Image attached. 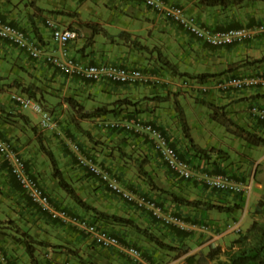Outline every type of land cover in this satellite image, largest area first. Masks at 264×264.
I'll use <instances>...</instances> for the list:
<instances>
[{
    "label": "crops",
    "instance_id": "crops-1",
    "mask_svg": "<svg viewBox=\"0 0 264 264\" xmlns=\"http://www.w3.org/2000/svg\"><path fill=\"white\" fill-rule=\"evenodd\" d=\"M165 1L186 4L189 6H185L189 13L193 14L194 12L202 25L212 29L223 28L227 24L235 26L253 21V18L249 17L250 14L243 12L235 15L232 19L227 18L223 11H219L220 7L218 6L206 7L198 4L201 10L200 8H194L195 11H193L190 5L195 3L196 0ZM258 4L264 8V2L261 1ZM241 5H245V3ZM47 15H53L62 26L77 30V39L67 45L66 53L68 56H73L86 63H121L156 73L161 70L163 73L160 74L161 76H167L166 69L162 68L159 62L162 56L175 63L180 70H184L182 69L184 65L181 64L183 60L185 65L188 62L187 66L193 69L192 72L201 73L218 72L219 69H226L228 64L239 61L244 56L243 54L253 55L264 50L263 35L249 41L244 46L240 43L234 46L210 48L213 46L196 39L172 20L165 18L161 13L137 0H0V16L2 18L24 29L42 44L47 53H56L58 51L53 44L50 31L44 24V18ZM259 16L262 17L260 22H264V10L261 11ZM83 22L97 23L106 31V34L93 33L89 27L82 24ZM226 47H228V50L224 49ZM157 53L161 57L155 60ZM253 72H264V62L254 65H241L240 67L232 66L224 74L212 78ZM172 75L169 76L173 77L174 75ZM163 79L164 81L161 84L152 86L90 81L76 75L64 73L57 66L48 62L45 55L32 58L25 51L8 41L0 39V134L3 138L9 140L22 155L29 173L40 180L42 186L49 193L52 203L59 207L67 205L71 212L82 216L77 207L71 204L73 201L64 198L65 192L59 187L57 179L52 174L49 156L42 150L43 145L53 153L64 177L76 190L81 188L80 183L82 184L90 179L97 181L99 191L105 187L102 182L93 178L88 174V171L86 172L75 162L76 155L70 151L72 149L70 148L68 136L71 133L67 127L70 121L67 118L69 115H73L74 111L65 98H74L80 104L86 106V111L97 107L95 103L90 102L91 98L96 97V92L102 95L100 98L101 104L98 106L107 103L108 107L111 108L114 101L127 99L135 104L126 105L122 104V101L117 103L115 106L120 107L115 111L119 115L118 118L125 116L126 113L130 115L132 112L130 117L142 121H151L166 132L174 129V126H171L170 117L175 113V109L174 107L166 109L165 103L167 102L162 101V97L164 99L167 95H170V99L178 102L179 106L182 107L190 135L200 148L226 150L229 145L238 142V144L241 143L243 153L249 158L263 153L257 157L253 165V168L258 165L261 168L260 172L254 178L253 169L250 178L246 179V181H252V191L254 192L250 209L245 211V208H242L244 204L237 196L222 193L213 195L212 190L205 188L196 178L189 179L188 181L192 182L187 187L177 184L173 181L175 178L173 173L167 174L165 172L163 162L149 141H145L146 137L143 135L107 130L98 125V130H101L100 136L92 135V138L97 141L91 140V135L90 137L86 135V140L77 136V139L81 140V153L93 158L99 165L116 174L121 185L126 189H133L155 198L157 205L163 212L173 211L186 216L190 229H176L172 234L181 244L184 243L188 246L190 253H206L212 245H220L224 249L230 244H234V241L238 238V235L236 236L232 232H225V226L229 222L240 218L238 214L240 210L243 213L244 211L248 213V217L243 222V233L246 232L253 221L264 220V146L252 145L244 141L242 138L228 132L226 126L220 123V127L224 128L225 135L228 134L225 137L230 138V143L226 148L220 145V143L224 145L223 142L215 143V139L211 136L216 121L210 117V113L208 118L210 123L208 120L205 121L201 117L199 118L197 113L200 112L199 109L202 106L208 107L199 100L194 99L195 97H189L188 94L192 95L189 87L183 86L185 93L177 95L170 93L176 86L180 87L181 83H176L175 78L165 79L163 76ZM17 91L30 93L34 99L50 108L53 111L54 126L41 128L36 113L30 109H21L14 102L12 95ZM193 96L197 95L193 94ZM89 97H91L90 100ZM199 97L207 103L225 106L227 116L237 125L264 136V126L254 120L250 114L252 107L264 106V88L242 91H224L211 88L206 92V95ZM109 116L103 115L100 117L107 118ZM173 119L177 120L176 117ZM98 124H100L99 121ZM176 124L179 126L178 121ZM176 132H178V129H176ZM74 135L76 134H73V137ZM122 150H126L130 155H121ZM195 153L194 148L188 145L185 156L190 158L191 161L193 159L194 166L204 163V168L228 170L238 179H243L247 174L246 159L240 163L227 166V163L223 161L224 159L219 158L221 156L219 154L211 153L210 157L213 156V158L204 160L202 156H194ZM143 160L145 169L152 177L158 174L166 180L167 184L162 187L165 190L175 192L179 196L188 199H198L224 206L239 204L240 207L230 211H220L214 208L208 209L204 206L181 205L174 202L167 193L150 187L144 176L137 171V163ZM4 193H13L10 197H14L15 200L21 202L15 203L13 201V204L22 213L23 218L21 219L23 220L17 221L15 217L12 218L16 220L22 230L34 236V240L42 241L43 244H39V247L43 249L44 255L41 254L40 257H37L36 250L35 256L38 261L39 259L42 260L43 264L44 262L46 264H60L50 259L53 257L52 253L57 251L56 248L52 247L53 244L57 243V236H63L70 240L68 246L72 245L77 248L78 254L84 260H88L85 264H94L91 261L99 264L127 263V257L120 253L119 250L121 249L118 247H114L113 252L106 254L104 252L106 249L98 247L89 236L75 226L53 221L47 213L40 211L33 205L10 173L8 162L0 154V203L5 200ZM20 193L24 194V199L17 196ZM110 194L113 199H118L115 198L116 195L112 192ZM258 201H261L262 204ZM121 206H123V210L130 213L126 216L140 225L152 227L159 223L151 216L149 209L145 207L137 208L134 203L124 204L123 202ZM258 209L260 210L257 211ZM84 216L92 219L89 211L85 210ZM202 224L207 225V229H201L200 225ZM104 226L118 237L129 235L128 226L110 224L106 221H104ZM2 232L1 230L2 247L12 263L27 264L29 260L26 261V253L22 252L21 247L16 242L6 239ZM58 242L60 245L61 241ZM20 244L25 248L24 242H20ZM98 251L103 254H99ZM73 253L69 252L67 255L64 254L63 257L75 258L76 256H73ZM184 257L185 254L179 255L175 262L184 264ZM175 262L171 261L167 264H174ZM38 264L42 263L39 261Z\"/></svg>",
    "mask_w": 264,
    "mask_h": 264
},
{
    "label": "built area",
    "instance_id": "built-area-1",
    "mask_svg": "<svg viewBox=\"0 0 264 264\" xmlns=\"http://www.w3.org/2000/svg\"><path fill=\"white\" fill-rule=\"evenodd\" d=\"M145 3L161 13L165 18L172 20L181 26L187 33L196 39L213 47H225L243 43L257 36H264V22L254 26H239L222 29H212L202 25L197 17L189 13L185 6L177 3H169L163 0H145ZM44 24L50 31V36L58 52H46L42 44L24 29L0 16V39L8 41L17 48L25 51L30 57L38 58L45 55L48 62L57 66L68 75H76L90 81H109L125 85L152 86L161 84L163 76L156 72L147 71L140 67H132L121 63H86L68 56L67 45L77 39L78 32L71 27L62 26L59 21L51 15L44 18ZM202 92H208L211 88L218 90L242 91L253 88H264V72H253L247 74H230L222 78H212L205 83H198ZM14 102L21 109H30L39 117L38 124L41 128L54 126L53 115L49 113L41 103L29 96L27 93L17 91L12 95ZM250 114L254 120L264 126V106L252 107ZM105 127L113 131L132 132L148 137L152 141L153 148L159 153L167 168L176 176L189 180L194 177L191 161L181 158L172 146L168 134L158 126L148 121L136 118H118L105 121ZM71 149L76 154L78 165L88 171L92 176L99 179L106 188L123 199L133 201L137 207L149 209L151 215L164 223L173 225L180 230H189L188 222L175 213H166L157 205L155 199L145 195H135L120 183L118 176L101 165L93 158L81 153L78 143H72ZM0 154L8 162L11 174L18 181L24 193L31 202L42 212L65 225H73L89 238L98 247L109 249L118 247L128 257L140 259L141 250L134 245L121 246L120 238L97 221L87 219L77 213L71 212L65 207H56L49 193L42 186L40 180L31 175L26 168L22 155L14 148L13 144L3 138L0 134ZM201 182L207 188L225 195L241 197V202L247 203L252 190V181H241L232 178L225 173L202 174ZM246 211V206H245ZM244 211V213H245ZM243 213V214H244ZM207 225H200L201 229H207ZM225 232L240 234L242 232L241 218L235 219L225 226ZM0 264H13L0 246ZM67 264H84L81 261L72 260Z\"/></svg>",
    "mask_w": 264,
    "mask_h": 264
},
{
    "label": "rangeland",
    "instance_id": "rangeland-1",
    "mask_svg": "<svg viewBox=\"0 0 264 264\" xmlns=\"http://www.w3.org/2000/svg\"><path fill=\"white\" fill-rule=\"evenodd\" d=\"M137 1H141V2L145 3V0H137ZM163 1H165V0H163ZM256 2H257V4H256ZM259 2H261V1L245 2V5L228 7L226 9L219 8L220 9L219 11H223L224 15L227 18H231L232 19V17H234L235 15H237L239 13L241 14L242 12L243 13H247L248 15L250 14L249 17L253 18V21L249 22V23L248 22L247 23H241V24L235 25V26L227 24V26H225V27L226 28L227 27H239V26H244V25L254 26V25L260 23L262 17H260L259 14L261 13V11L264 10V8L262 6H259V4H258ZM173 3H177V4H181L183 6L189 7L186 4H183L182 2H173ZM190 7L192 8L193 11H195L196 8H200L198 6L197 1L195 3H191ZM200 10H201V8H200ZM127 14H129V13L127 12ZM193 14L195 15L194 12H193ZM251 14H253L254 16L251 15ZM255 15H257V16H255ZM255 17H257V18H255ZM225 27H223V28H225ZM221 28H219V29H221ZM258 37L259 36L255 37L254 39H256ZM254 39H252V40H254ZM249 41H251V40H249ZM249 41H245L242 44H240V43L239 44L244 46V44H247ZM234 45H237V44H234ZM210 48L216 49L215 47H210ZM227 48L228 47H226L224 49L228 50ZM217 49H220V48H217ZM263 53H264V50L256 52L253 55L243 54L244 56H242V58L239 61L230 63V64L227 65L226 69L222 68V69H219L218 72H214V73H216L217 75H221V74H224L227 71V69L230 70L232 66L240 67L241 65H244V66L245 65H254L256 63L253 62V61L255 59H259L260 57L264 56ZM160 57L161 56L157 53L155 55V60L157 58H160ZM161 58L166 59L165 56H162ZM161 58H160L159 62L161 64L162 68L164 67V69H166V73H167V76L163 75L164 78L165 79H171V78L173 79V78H175L176 83H181L180 87L176 86V88H174V90H171L170 93L176 94V95L179 94V93H185V90L183 89V86H184L186 88L189 87V89L191 90L192 95L188 94L190 98H194L195 97L194 99L200 100L201 98L199 96L206 95V92H202L200 90L199 84H198V82H196V80H194L193 78L187 77V76L174 75L173 73H171L169 71L168 67L162 63ZM171 63H173V62H171ZM173 64L176 66L175 63H173ZM181 64H182V66L184 65L182 67V69H184V70L178 69L179 71H186V72L191 71V72H188V73H196V72H192L193 69L189 68L187 66L188 62L185 65V61L182 60ZM158 73L159 74H163L161 70H158ZM171 74H173L174 76L173 75H172L173 77L169 76ZM186 92H187V90H186ZM27 94L29 96L33 97L30 93H27ZM96 94L98 96L97 95H96V97L94 96L95 98L94 97L93 98L89 97V100L91 98L90 102L91 103H95L96 106L99 107L98 105L101 104L100 103V100H101L100 98H101L102 95H100V93L98 94V92H96ZM193 94L197 95V96H193ZM66 99L67 98H65V100ZM168 100H169V102H168ZM162 101L167 102V103H165L166 104V107H165L166 109H169V107L170 108L174 107V109H175V113L173 114V116L170 117V123H171V126H174V129H173V131L167 130L166 132H167V134L169 136V139L171 141L172 146L176 149L178 155L181 158H183V159H185V158L187 159V157L185 156V152L187 153L188 145H190V143L188 142V139L185 138V136H184V133H183V130H182V126H181L179 118H178L179 117L178 116V112H177L178 106L176 107V101L174 102L173 99L171 100L170 99V95H167L164 99L162 97ZM42 106L49 113L52 114L53 111L50 108L46 107L43 104H42ZM101 106L108 107V104L106 103V104L101 105ZM83 107L85 109L86 106L83 105ZM117 109H120V107H116V110ZM92 110H90V111H92ZM199 111L200 112H197L198 115H199V118L201 117V119H203L205 121L208 120L209 123H210V120L208 119L210 110L208 108H206L205 106H202L201 109H199ZM106 115H108V116L110 115V116L107 117V118L106 117H100V116L83 118V117H81V113L80 112H76V111H74L73 115H69L67 119L70 121V123L67 124V127H68V131H70L71 135H69V136L67 135V136L69 137L70 148H71L72 143H78L79 146H80V150H81L82 149L81 148L82 147L81 146V142H80L81 140L77 139V136L82 137L84 140H86L85 137L87 135L86 134V131H87L91 135V140H96L95 138H92V135L100 136L101 130L100 131L98 130V125H101L104 129L108 130V128L105 127V121L112 120V119H118V117H119V115L116 114V113L115 114L110 113V114H106ZM101 116H103V115H101ZM174 117H176L177 120H174L173 119ZM121 118H130V115H128L126 113L125 116H123ZM98 121H99L100 124H98ZM177 121L179 122V126L176 124ZM76 123L79 124L81 129L79 128V126ZM176 129H178V132H176ZM219 129H221V130H219ZM223 129L224 128H221L219 123L216 122V124H214V127L212 128L213 134H212L211 137H213L215 139L214 140L215 143L223 142L224 145L221 144V143H220V145L224 146V148H226L228 146V144L230 143V138L225 137L228 134L225 135V132H224ZM77 132H79V133H77ZM91 132H92V134H91ZM72 133L76 134V135H74V137H73ZM93 133H95V134H93ZM145 141H149V143L153 147L152 141L148 137L145 138ZM70 151L73 152V150H70ZM154 151L157 153L158 157L161 159L159 153L155 149H154ZM205 151L206 152H205L204 156L196 154V153H195L194 156L199 155V156H202L204 158V160H210V159L213 158V156L210 157L211 153L219 154V155H221L219 158H223L224 159L223 161H225L227 163V166L235 164V163H240V162H242V160L246 159L247 160V174L243 177V179H238L237 176H235L231 171H228V170H222V169L214 170V168L210 169L208 167L204 168V166H203L204 163H201V164H198V165L194 166L193 159L191 161V159L188 158V159H190L191 162H193L192 163V167H193V170H194V177H196V180L198 182H200L201 184H202V182H201V180H199L201 178H199V177H201V175L205 174V173L206 174L225 173V174L230 175L232 178H234L236 180L246 181V179L250 178V175H251L253 169H254V178L257 176V174L261 170V168H259L258 165L255 168H253V165H254L257 157L261 156L263 153H259V154H257V156L249 158L246 154L243 153V150H242V147H241V143L238 144V142H235L232 145H229L226 150L225 149H221V148L220 149L209 148V149H206ZM121 155L129 156L130 154L128 152H126V150H122L121 151ZM215 159H217V158H215ZM76 160L77 159H76V156H75V162L77 163ZM161 161H162V159H161ZM212 163H214V162H212ZM137 164H138L137 171L139 173H141L142 175H143V171H147V174L154 180V182L156 183V185H158V187H163V185L167 184L166 180L161 178L162 176L160 177L158 174H155V176L152 177L148 173V170H146L145 167H144V160L142 162H140V163H137ZM164 166H165V169H166L165 172L167 174L168 173H173L171 170H169L166 167L165 163L163 162V167ZM173 175L175 176V178L173 176V178H174L173 181H175L177 184L183 185L184 187H187L189 185V183L192 182V181H188V180L187 181H183L184 179L176 176L174 173H173ZM164 176H166V175H164ZM144 178H145V176H144ZM145 180H146V178H145ZM80 187L81 188H79L77 190L79 195L86 202H88L89 204L95 206L98 210L103 211V212H107V213H110V214H117V215L125 216V217H127L126 215L130 214L127 211L123 210V206H121V204H122V202L124 204L125 203L133 204L134 202L130 201V200L123 199L122 197H120L117 194L112 192L113 194H115L117 196V197L115 196V198H118L119 200L118 199H113L112 195L110 194L111 191L108 190L106 187H103V189H101L99 191V189H98L99 186H97V181L96 180L90 179V180H87L86 182H84L82 184L80 183ZM150 187H152V186L150 185ZM204 187L207 188L205 185H204ZM128 190L131 191L135 195L148 196L145 193H141V192L135 191L133 189H128ZM211 193L213 195L214 194H216V195L220 194L218 192L216 193V191H214V190H212ZM10 195H13V193H11V194L10 193H4L3 196H4L5 200L3 201V203H0V231L1 230L3 231L2 234H3V236L6 237V239L12 240V241H14V243L16 242L17 245H19V247H21L22 252L26 253V256H27L26 261H27V259L29 260V261H27V264H29V262L31 264L32 262H31V260H30V258L28 256V253L26 252L25 248L23 246H21V244H20V242H22L21 239L23 238V236H21V234L19 232L20 230H16V227L18 226L16 220L17 221L18 220H23V219H21V218H23L22 217L23 215H22V213H20V211L18 209L15 208V206L13 204L14 203L13 201H15V203H21V202H19V200H15L14 197H10ZM17 196L19 198L24 199V194L23 193H20ZM253 196H254V192L251 190L250 195H249L248 200H247V203L245 204L246 211L248 209H250L251 206H252ZM148 197H150V196H148ZM64 198L65 199L69 198L71 202L73 201L66 193H65V197ZM150 198H152V197H150ZM152 199H155V198H152ZM71 204H73V206H76L78 211H79V213L82 214V216H83L85 210L83 208H81L78 204H76L74 201ZM245 206L242 207V208H245ZM56 207H59V206H56ZM63 207L67 208V205H65ZM137 208H140V207H137ZM170 213H175V214L181 215L185 220L187 219L186 216H184V215H182V214H180L178 212L170 211ZM90 214L92 216V220L95 219L98 223L104 225V221L103 220H99L98 217L95 216L91 211H90ZM238 214H239V216L241 218V223H242V226H243V222H244L245 218L248 217V213L246 212V213L243 214L242 210H240ZM49 216H50L51 219H53V221L58 222L56 218L51 217V215H49ZM12 217H15L16 220H14ZM86 218L89 219L88 217H86ZM9 219L13 220V222H9L10 221ZM155 220H157V219H155ZM157 221H159V220H157ZM106 222H108V221H106ZM108 223L115 224V223H111V222H108ZM138 225L140 227H142V228L147 229L149 232H151L153 235H155L156 237H158L160 240L164 241L165 243H168V244H171V245H181L182 247H187L188 248V246H186V244H184V243L181 244V242L179 240H176V238H174V235L172 234V232L176 231V229H178V228L173 226V225H165L161 221H159L158 225H153L152 227L143 226V225H140V224H138ZM122 226H124V225H122ZM18 227H20V226H18ZM128 231H129V235L127 234V235H124V236H122V235L119 236L120 237L121 246L122 247H125V246H128V245L137 246L141 250L142 256H141L140 259H132V258L128 257L122 250H119L120 253L123 254V256L127 257V259H126L127 263L126 264H167V263H169L171 261L175 262L176 258L179 256L178 254H176L177 253L176 251L169 250L167 248L159 246L157 243H155L154 241H152L151 239L146 237L143 233H141V232H139V231H137V230H135V229H133V228H131L129 226H128ZM233 234H235L236 236L238 235L236 233H233ZM31 238H34V236L31 235ZM57 239H58L57 243L52 245V247L56 248V250H57V251H54L52 253L53 257L50 258L53 262H58L60 264H67L69 261H72V260L83 261L84 264L86 262H88V260H84V258H82L78 254V251H76L77 248H75L72 245L68 246V245H70V240H68L67 238H64L63 236H57ZM35 241H37V240H35ZM58 241H61L60 245H59ZM2 242H3L2 241V237H0V246H2ZM69 249H73L75 251L73 253V256H76L75 258H73V257L64 258L63 257L64 254L67 255V253L70 252ZM102 249H104V248H102ZM116 249H118V248H116ZM35 251L37 252V253L35 252L37 254V257L38 256L40 257L41 254L44 255L43 249H41L39 247V244H35ZM104 252H106V254H110L109 252H113V248L112 249H106V250H104ZM98 253L100 254L101 252L98 251ZM195 253L199 254L198 252H195ZM101 254H103V253H101ZM60 257H63V258L61 260H58ZM39 261L43 264L42 260L39 259ZM91 263L99 264L98 262H92V261H91ZM44 264H46V263L44 262ZM174 264H178V262H175Z\"/></svg>",
    "mask_w": 264,
    "mask_h": 264
},
{
    "label": "trees",
    "instance_id": "trees-1",
    "mask_svg": "<svg viewBox=\"0 0 264 264\" xmlns=\"http://www.w3.org/2000/svg\"><path fill=\"white\" fill-rule=\"evenodd\" d=\"M198 4H201L206 7H220L222 9H226L228 7L240 6L245 2H255V1H262L264 0H196ZM84 26L89 27L93 33H102L106 34V31L100 27L97 23L93 22H83ZM226 28V27H225ZM231 28V27H227ZM222 29V28H221ZM162 63L166 65L171 73L174 75H182L193 78L198 83H205L210 78L216 76L217 74L214 72H201V73H188L186 71H179L178 68L171 63L167 59L161 58ZM253 62L255 63H262L264 62V56L260 57L259 59H255ZM68 105L76 112L81 113V117L89 118V117H96L101 115H106L110 113H115L116 111V104L122 101V104L134 105L132 101L127 99L116 100L112 103V107L106 106H99L93 109L92 111H86L82 104L76 101L72 97H67ZM199 102L206 105L210 109V117L215 120L216 122L226 126V129L231 134L238 136L244 139L246 142L252 145H262L264 146V136L258 134L255 131L248 130L242 126L237 125L232 119H230L225 111V106L223 105H214L212 103H207L206 101L200 99ZM122 104H119L120 106ZM118 105V106H119ZM178 106V118L180 124L182 126V130L184 133L185 138L188 139V142L194 148L196 154L204 156L205 149L200 148L193 140L192 136L189 132V127L186 122V118L181 106L179 103L176 102V107ZM132 113V112H131ZM130 113V115H131ZM133 118V117H130ZM151 122V121H148ZM153 123V122H151ZM78 126L79 124L76 123ZM154 124V123H153ZM162 129L159 125L154 124ZM81 129V127L79 126ZM162 131H164L162 129ZM165 132V131H164ZM132 133V132H129ZM167 134V132H165ZM88 137H90V133L86 131ZM42 150L49 156L51 165H52V174L57 179L59 187L81 208L86 211H91L95 216L98 217L99 220L108 221L111 223L129 226L141 233H143L146 237L157 243L159 246L167 248L169 250L176 251L178 255L185 254L184 257V264H264V220L263 221H253L251 226L243 233V231L238 234V238L234 241V244H230L226 248H222L220 245H212L209 247L206 253H190L187 247L171 245L165 243L164 241L160 240L158 237L153 235L147 229L140 227L134 220L131 218L117 215V214H110L107 212H103L98 210L95 206L86 202L77 192L75 187L64 177L58 163L56 161L55 156L53 153L48 150L45 146L42 145ZM77 161V160H76ZM78 164V162H77ZM167 167V166H166ZM27 168V165H26ZM86 171V170H85ZM87 172V171H86ZM11 173V172H10ZM90 174V173H88ZM91 175V174H90ZM92 176V175H91ZM143 176H145L147 182L152 186V188L160 190L162 192L167 193L170 198L181 205H190V206H204L208 209H217L220 211H230L234 208H239L240 205H219L213 204L205 201H201L198 199H188L182 196H179L175 192L165 190L162 187H158L154 180L147 174V171H143ZM14 177V176H13ZM95 178L94 176H92ZM15 178V177H14ZM96 179V178H95ZM17 181V180H16ZM18 182V181H17ZM19 184V183H18ZM20 186V185H19ZM21 187V186H20ZM217 192V191H216ZM28 197V196H27ZM241 200V197H238ZM30 200V199H29ZM31 202V200H30ZM261 203V201H258ZM32 203V202H31ZM33 204V203H32ZM259 204V203H258ZM34 205V204H33ZM36 206V205H35ZM37 207V206H36ZM38 208V207H37ZM39 209V208H38ZM40 210V209H39ZM258 209L257 211H259ZM41 211V210H40ZM46 213V212H44ZM9 222H13V220L9 219ZM94 221H96L94 219ZM2 222V221H1ZM17 226V225H16ZM16 230H20L22 242H24L25 250L28 253V256L32 262V264H38L36 256H35V244H43L42 241H35L31 238V235L28 234L26 231L20 229V227H16ZM34 240V241H33ZM70 252H75L73 249H69ZM83 262V261H81Z\"/></svg>",
    "mask_w": 264,
    "mask_h": 264
},
{
    "label": "clouds",
    "instance_id": "clouds-1",
    "mask_svg": "<svg viewBox=\"0 0 264 264\" xmlns=\"http://www.w3.org/2000/svg\"><path fill=\"white\" fill-rule=\"evenodd\" d=\"M77 31V30H76ZM36 100V99H35ZM39 102V101H38ZM40 103V102H39ZM76 155V154H75ZM97 179V178H96ZM99 180V179H98ZM100 181V180H99ZM101 182V181H100ZM103 184V183H102ZM104 185V184H103ZM105 186V185H104ZM108 189V188H107ZM109 190V189H108ZM90 220H92V219H90Z\"/></svg>",
    "mask_w": 264,
    "mask_h": 264
}]
</instances>
